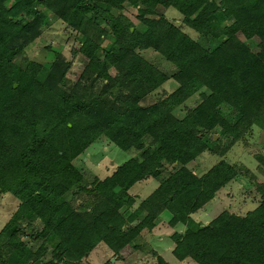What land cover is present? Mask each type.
Wrapping results in <instances>:
<instances>
[{
  "label": "trees",
  "instance_id": "16d2710c",
  "mask_svg": "<svg viewBox=\"0 0 264 264\" xmlns=\"http://www.w3.org/2000/svg\"><path fill=\"white\" fill-rule=\"evenodd\" d=\"M128 5L138 8L140 29L125 14ZM159 5L177 9L187 26L221 44L212 51L203 47L168 19L156 17ZM49 13L79 32V52L88 59L70 92L60 86L69 69L60 56L44 79L35 63L22 68L14 61L43 33ZM100 14L106 26L97 19ZM109 29L113 41L102 49ZM247 40L258 42L252 48ZM147 48L176 66L180 85L150 106L144 97L167 76L139 53ZM100 79L106 82L96 87ZM201 87L210 95L185 118L176 117L174 108ZM223 104L241 115L235 124L221 116ZM254 124L264 129V0H0V190L20 202L2 230L0 264H86L83 259L100 243L124 259L162 213H171L172 226L187 224L237 176L224 161L203 177L186 167L207 148L203 132L219 125L237 140L243 126ZM102 136L124 151L145 148L147 136L153 143L145 160L131 159L112 176L84 187L72 162ZM165 160L183 167L127 220L120 209L133 207V199L125 200V192L116 189L158 176ZM258 187L264 197V183ZM75 188L93 198L88 209L75 210L66 200ZM26 221L43 225L38 236L44 243L36 251L20 235ZM173 239L180 260L264 264V202L245 216L225 210L208 225L193 224Z\"/></svg>",
  "mask_w": 264,
  "mask_h": 264
},
{
  "label": "rangeland",
  "instance_id": "374dc122",
  "mask_svg": "<svg viewBox=\"0 0 264 264\" xmlns=\"http://www.w3.org/2000/svg\"><path fill=\"white\" fill-rule=\"evenodd\" d=\"M124 11L136 24V27L140 29L142 25L137 19V15L139 14L138 8L128 5ZM155 12L156 17L161 16L168 19L200 45L211 51L221 44L219 39L204 36L187 26L184 22V15L173 7L159 5ZM97 19L106 26L107 19L103 15H97ZM232 22L233 20H228L229 24ZM46 23L43 33L34 41L28 43L18 53L14 61L22 68H26L30 63H35L40 67V78L44 79L57 57L60 56L61 60L69 65L66 77L60 86L70 92L77 85L80 75L88 64V59L79 52L81 44L78 42V39L81 36L78 31L67 25L53 13H49ZM108 32L109 36L101 38L100 44L102 49L106 48L113 41L110 29ZM240 39L245 41L242 35H240ZM256 42L258 40H247L246 44L254 48ZM139 53L167 76V80L157 90L144 97L143 104L150 106L170 96L180 87L174 78L178 69L172 62L153 48L139 50ZM109 72L112 76H115L117 71L115 68L110 67ZM105 82L104 79L98 80L96 87H101ZM209 95L208 89L201 87L180 105L176 106L173 113L179 119H183ZM218 110L230 125L235 124L241 118V115L229 104L221 105ZM242 129H244L242 136L237 140H232V136L227 134L219 125L211 130L204 131L203 139L206 142L207 148L186 165L198 177L207 175L211 169L223 161L229 163L238 172L237 176L222 188L219 194L220 200L208 206L206 210V218L208 219H205L209 222L205 223L206 220L198 215V211H196L190 215V221L187 224L172 226L170 224L172 215L166 211L162 213L164 216L161 214L155 221L153 229L158 228L157 233L159 235L168 233L173 239V235L184 233L193 224L196 226L208 225L215 217L217 218L219 213L226 209L239 215L244 214L243 216H245L263 204V190H260L258 186L260 183H264V144L259 142L264 129L255 124L248 129L246 126H243ZM145 143V148L141 150L132 148L124 151L118 148L111 140L102 136L75 158L72 163L83 175L84 187H92L96 181L112 176L127 161L131 159L138 161L145 160V157L151 151L150 146L153 140L147 136ZM162 163L163 165L160 168L158 176H148L136 182L128 189H122L121 187L116 189L118 194L125 192L123 196L125 200L128 201L129 198L133 199V207L124 206L120 209V212L127 220L135 209L140 206L142 200L183 167L181 163H172L166 160ZM65 198L75 210H86L93 202V198L87 193L80 191L79 188H75V190L66 194ZM19 204V200L14 195L4 194L0 190V244H3L6 239V234L2 233V230L18 210ZM144 215L134 221L132 225L136 226L143 220ZM42 228L43 225L39 221L21 223L20 235L24 242L34 251L44 243V239L38 236V232ZM152 230L145 229L139 234L134 241L135 244L139 245V248L128 249L125 252L124 259L113 251H111L112 253L109 252V256L103 253V250H100L102 247H106V244L103 243L96 253L92 254L93 251L88 253L83 262L86 264H162L153 249V245L149 242L153 236L151 234ZM1 247L2 245H0V250L2 249Z\"/></svg>",
  "mask_w": 264,
  "mask_h": 264
},
{
  "label": "crops",
  "instance_id": "0c3cea01",
  "mask_svg": "<svg viewBox=\"0 0 264 264\" xmlns=\"http://www.w3.org/2000/svg\"><path fill=\"white\" fill-rule=\"evenodd\" d=\"M221 190L217 193L216 198H214L212 201L208 202L205 206H203L201 209L198 210V212H197L198 215L202 216V218H204V219L206 218V216H207L206 210H207L208 206L210 204H214L218 200H220L219 194H220ZM223 212L224 211L219 213V215L222 214ZM162 215L164 216V214H162ZM240 215H244V214H240ZM206 219H208V218H206ZM208 222H209L208 220L205 221V223H208ZM157 230H158V228L157 229L155 228L152 230L151 234H153V236L151 237L149 242L151 245H153V249L155 250V253L157 254L158 258H161L165 262V264H198L189 258H186L183 260L178 259L174 254V249L177 246L175 241L170 237V235L168 233H162L159 235L157 233ZM158 236H160V237H158ZM101 244H103V243H100L93 250L92 254L94 252L96 253L99 250ZM100 250H103V253L107 254V256H109V252L112 253L111 252L112 250L107 245H106V247H102Z\"/></svg>",
  "mask_w": 264,
  "mask_h": 264
},
{
  "label": "water",
  "instance_id": "95a60500",
  "mask_svg": "<svg viewBox=\"0 0 264 264\" xmlns=\"http://www.w3.org/2000/svg\"><path fill=\"white\" fill-rule=\"evenodd\" d=\"M15 87H17V84H15ZM259 142L262 143V144H264V132L261 134V137H260Z\"/></svg>",
  "mask_w": 264,
  "mask_h": 264
}]
</instances>
